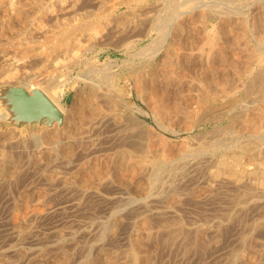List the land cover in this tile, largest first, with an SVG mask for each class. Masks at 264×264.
<instances>
[{
    "label": "bare ground",
    "instance_id": "bare-ground-1",
    "mask_svg": "<svg viewBox=\"0 0 264 264\" xmlns=\"http://www.w3.org/2000/svg\"><path fill=\"white\" fill-rule=\"evenodd\" d=\"M123 1H125V0H0V46H1L0 54H1L2 58H4L3 60L5 62H7V61H10V63L12 61L15 62L14 70H16V72H10V74L8 76L19 77V72L25 71L29 67L30 68H32L33 66L37 67L41 62H45V60H48V57H50L52 55L59 56L62 54L70 53V52L74 51L76 49V47H78L83 42L87 43V45H89L90 47L92 46L91 44H94V42L96 43L99 40H100L99 42L101 43L102 42L101 40H103V38L107 37L109 35V33L112 32V30L114 28H116V26H117L116 17L119 14L118 11L121 9ZM136 1H138V0H136ZM165 1H167V0H165ZM165 1H162V2H165ZM229 1H228V3H229ZM132 2H134V1H132ZM157 2H158V0H157ZM159 2H161V0H159ZM199 2H203V1L201 0ZM215 2H216V0H215ZM176 3H178V1ZM220 3H222V2L220 1ZM226 3H227V1H226ZM148 4H151V3H148ZM183 4H184V1L182 2V5ZM200 4H202V3H200ZM214 4L215 3H212L211 5H214ZM262 4H263V2H262ZM179 5H180V3H179ZM217 5H216V7H217ZM220 5L223 6V4H220ZM157 6H158V4H157ZM161 6L162 5H159V7H161ZM170 6L172 8V5H170ZM184 6H186V5H184ZM231 6H232V4H231ZM248 6H249V4H248ZM204 7H205V5H204ZM256 7H257V5H256ZM263 7H264V5H263ZM240 8H241V6H240ZM206 9H208V8H206ZM144 10H145L144 14L141 13L143 11L140 10V15H138V16L140 17V16L144 15L145 17H142L140 19H143L144 22L146 21L149 23L148 26L144 23L147 27H146V33L143 35H145L146 37L150 36L151 40L148 44H146V45L140 47V49H138V54L139 55H145L146 66H148V68L146 70H144V69H138L136 67H131V69H129L130 71L128 70V72H126L124 74V76H120L119 74L116 73V71L112 70V68L114 67L113 58L110 56H107V58L102 62V71L110 70V72H108L109 74H107V76L109 78L108 81H110V84H109V88L106 85L108 91L105 90V92H102V91L99 92V93H101L102 98H100V94L98 93L99 90H97L99 88V86L96 88L94 85H91L90 90L87 91V93L83 92L77 86L78 83L80 82L81 78H82V77L80 78V75H81L80 73H79L80 79L78 78V80H76V81L73 79L72 75H68V77L65 79H61L59 77L61 80L58 81V80H56V78L54 79V77L51 75L52 73L51 74H46V73L43 74L44 71L42 73L41 71L34 70V74H32L29 77V79H27V81L21 82L22 81L21 80L20 81L21 83L17 84V86L18 85L24 86L30 93H32V91L35 89L42 90L64 113V122L62 125H64V123L67 124L68 123L67 119L69 118L70 119L69 123H75L76 126L80 125L82 127V130L80 128V130L82 132L88 128L92 132L97 134L98 137L101 133L99 131L105 130L107 132L105 135H107V137L113 138V141H115V143H116L115 146H119V147L121 146L122 147L120 150H118L117 156L114 157V158H116V160L113 161L111 169H113V172H114L115 177H116V181L118 183L124 185V186L135 188V189H137V191L139 190V192H140L141 190L143 191V190H146L147 188H150L152 186L154 187L157 184L164 183L168 186V189H171V188H174L173 185H175V184L177 185L179 183H182L188 174L187 173L188 169L187 170L182 169L173 178H171L169 180L167 179L166 181H164L165 176H163L164 175L163 172H165L167 170L169 171L170 168H174L175 167L174 165L176 164L178 158L184 159V157H186L188 159V162L186 161L188 163V166L189 167L191 166L192 168L193 167L199 168L201 165L204 164L203 165L204 166V174L206 175V178H207L206 182L211 187L210 189L212 191L213 197L210 194L211 193L210 190H209L210 193H208V194H210V196L212 198L217 199V197L220 198V195H219L220 191L223 190V192L225 193L224 197H222V199H223L222 202L224 204L220 205V208L223 209V212L220 215H219V213H216L218 215L215 217V219L213 221H211L208 218L210 220V222L206 221L204 223V226H196V227L184 229L181 226V224H180L181 222L179 221V219L171 218L174 216H165L168 213L173 212L175 210V208H178L177 206L182 204L183 200L179 199L180 204L178 203V200H177V202L176 201L173 202L170 199L168 200L167 197H165V195H167V193H169L168 191L166 194H161V195H157V196L150 193L143 199V201L140 203V205L136 209V212L143 214V216L139 220V222H141V227L139 228V232L136 233L134 235V237L132 236L131 242H133V243L131 244V247H129V249L126 251V253L120 257L119 253L121 251L119 253H116L117 251L114 252V250H116V248H115L114 250H111L112 252H110V251L107 252L108 256L105 255L106 256L105 260H103L99 256H95V257H91V258H86L84 260L83 264H165V262H166V261H164L165 255L162 254V252L165 253V251L161 252V250H167V249H171L173 251L176 249L178 251V253L180 254L179 255L180 260L183 262L186 260V258H188V255L191 252L193 253V255H194V253L201 254V253H204V251L206 252L209 249H211V248L213 249L214 247H216L215 244L211 245L210 240L217 237V236L219 237L220 235H225L224 234L225 232L228 233L231 231V235L233 237L232 241H234L235 245H237L238 248L240 246L241 247L245 246L246 242H248L247 240H249L248 238H249L251 233L254 232L256 234V232H257L258 234L261 233V235L262 234L264 235V201H260L257 199L259 192H262L263 197H264V161H263L264 158L262 160L253 161L254 159H256V160L260 159L258 157L260 155L264 154V149H262L259 146L260 144L258 145V147L256 149L254 147L252 148L249 140L242 139V137L244 135L246 136V133H250V137H255L257 142L264 140V108H260V106L256 107L251 111L249 116H246L247 118H242V116H239L237 114L238 112L236 111L234 103H233L235 101L238 93L241 92V90L243 91L242 88H244V87L247 88L248 90L253 89V88H258V89L263 88L264 89V57L262 56L261 58H258V59L256 58V61H254V59L252 58L254 56V54H252V57H250L251 54L249 55V53H248L249 56L246 54V51L251 48V46L249 45L250 42L244 43V42H240L238 40L230 38V31L235 27L234 21L231 18L230 13H226V17L221 21L219 27L216 29V33L211 34V35H210V33H208L209 35L206 34V36L207 35L208 36L205 38L204 37L203 38H200V37L199 38L198 37L191 38L189 35V32H190L189 29H190L191 22L195 19L194 17H196L195 15H193L194 10H196L195 6L189 4V6L187 8H185L184 10H180V12H178V13L176 11H174L176 13L173 14V16L170 19L169 18L166 19V17L164 18L162 16L161 10L159 8L152 10L153 13H151V12L146 13V8ZM237 10H239V9H237ZM232 12H234V10ZM138 13H139V11H138ZM244 13H246V12H244ZM141 14H143V15H141ZM203 14L205 15V13H203ZM247 16H248V14H247ZM212 17H211V19H212ZM201 19H202V17H201ZM243 19H244V17H243ZM256 19H258V18H256ZM259 19H258V21H259ZM133 20H135V19H133ZM239 20H240V18H239ZM210 22H209V24H210ZM245 22H246V20H245ZM134 23L136 24L135 21H134ZM204 23H206V22H204ZM248 24H249V22H248ZM213 25H215V24H212L211 27H213ZM124 26H126V25H124ZM133 26H134V24H133ZM168 26L170 27L169 31H165V29L168 28ZM245 26H246V24H245ZM249 26H250V24H249ZM241 27H243V26H241ZM203 28H204V26H203ZM158 31H159L158 36H154L153 33L158 32ZM210 31L212 32L211 29H210ZM204 32H206V31H204ZM207 32H209V31H207ZM137 34H139V33H136L135 35L137 36ZM218 34L221 35L222 37L218 38V36H219ZM242 35H243V33H242ZM122 36L124 37V34H122ZM126 36H129V35H126ZM194 36H195V34H194ZM132 37H134V36H132ZM132 37L129 36L127 38H132ZM13 38L17 39L18 43H17V45L13 46V48L11 49V51L13 53H12V55H10V53H8L9 51L6 52V49H7L8 44L10 43L11 39H13ZM39 38H41V39L44 38L45 39L44 41H47V43H49L45 49L38 50L36 45L29 44L30 40L36 41L35 39L39 40ZM107 38H110V37H107ZM125 39H126V37H125ZM140 39L141 38H138L137 42ZM131 42H134V40H132ZM245 42H246V40H245ZM11 43H12V41H11ZM255 45H256V43H255ZM86 47H88V46H83L82 49L86 50ZM80 50H81L80 48H79V50H78V48L76 49V51H80ZM76 51L74 52L75 55H77V53H78V52L76 53ZM196 51H198V54H195ZM238 53H240L241 54L240 56H242V57L244 56V53H245L246 59L242 60ZM71 54H73V52ZM75 55L73 54L74 57H75ZM255 55H256V53H255ZM55 59H53L54 60L53 63L55 61H57V62H55V63H57L56 66L58 65L59 61H62L61 62L62 64L64 62L63 60L58 61V58H57V60H55ZM64 60H66V62L68 61L67 59H64ZM73 60L74 59H72L71 61H73ZM69 61L67 62V64L71 63V61L70 62ZM78 62H80V61H78ZM185 62L188 63V65H187L188 67L184 66ZM98 63H99V61H98ZM130 64H132V63H130ZM130 64H129V66H130ZM180 64H182L184 66L183 69L186 68L190 72H194V74H195V72H197V75L199 76V78L195 77V79H198L197 81L202 87L201 91L198 92L197 94L192 92L193 91L192 86H194V80L192 81V84H189V87H190L189 89L191 92L187 91L188 92L187 96L184 93L185 90L180 89L179 86L182 84L181 82H183L187 76L185 74L184 70H179ZM45 65H46V63H45ZM59 65H61V64H59ZM71 65H73V64H71ZM46 66H45V68H46ZM34 67H33V69H34ZM61 67H64V64H63V66L61 65L58 68H61ZM74 67H77V63H74ZM85 67H88V65ZM48 69H50V68H48ZM96 69H95V71H97ZM60 70H62V69H60ZM48 71H50V70H48ZM51 71H53V70H51ZM98 71H100V70H98ZM239 72H242L244 77L245 76L247 77V79H248L247 83H244L242 75L239 76V74H238ZM61 73H63V76H64V72L61 71ZM56 74H58V73H56ZM100 74H101V72H100ZM0 76H3V75H0ZM188 76H192V75L189 74ZM192 77H194V76H192ZM88 78H90V75ZM9 80L10 79L8 77L7 81H9ZM98 80H100V79H98ZM123 80H125L124 84H122ZM13 81L17 82V80H13ZM13 81H11V82H13ZM92 81H93V79H92ZM1 82H3V81H1ZM102 82H104V80ZM67 86H69L72 89L73 88L77 89L76 101L72 107H66L65 105L62 104V101H63L65 94H66V90H67L66 87ZM105 88L106 87H104V89ZM112 90H115V92L117 91L116 94L117 93L119 94L120 100L117 101V102L120 101L119 108H116V102L114 101V99H111L109 97V95H111L110 92ZM134 90H136L138 92V94L140 95V97L144 101L146 108L134 99ZM258 92H260V91H258ZM254 93L255 92H253L251 94H254ZM248 94H249V92H248ZM256 94L259 95L258 93H256ZM248 97L245 99L248 100ZM252 98L258 99L257 97H252ZM261 98H263V97H261ZM99 99L101 100L102 103L100 102ZM261 102L262 101H260V103ZM235 103H237V102H235ZM263 103H264V101H263ZM4 104H6V102L4 101V98L2 99V97L0 96V106L2 107L1 109H3V114L1 115L0 118L9 119L11 117L10 111L8 110L7 105H4ZM194 104H196V106H193ZM203 104H204V108H203ZM257 105H255V106H257ZM261 107H263V106L261 105ZM84 108H86V109H84ZM203 109H204L203 114L200 113V116H201V114H202V116L201 117L199 116L201 121L198 119V122L200 121L201 124H204V126H206V131H204V132H205V135L207 136V139L205 138L206 142L204 141V149L201 147V145H199V146H196L195 150L191 151L190 154L184 153L185 156L182 154V157H177L174 159L169 156L170 160L165 161L164 163H162V161L161 162L157 161L156 162L157 164L154 167L155 169H150V170H149L150 166H149V168L143 167L144 165L139 166L136 164L138 161L134 162V160L129 158L130 156L128 155V153L129 152L132 153L130 149L137 150V151H145V152L147 151L149 153H153L154 155L158 156L159 151H158L157 145L164 143L165 138L162 136V134H161L162 132L160 133L156 129L153 130V132H152V130H150L149 135L143 134L142 137L139 136L140 135L139 134L140 133L139 132V126L144 125V124H142V121L148 122V120H145L144 117L152 118L154 120L155 125H158V127H159V126H162L163 119L168 118V116H170L171 114H173L175 112L179 113V111L184 112V110L185 111H191V110H203ZM192 117L195 118L193 115H192ZM199 117H197V118H199ZM189 119H190V117L188 118V120ZM56 123H58V122H56ZM192 124H193V121H192ZM68 128H65L64 130H62L61 134L64 135V133H65L67 136H69L70 133L72 134V132H69L67 130ZM56 129H57V127H56ZM75 129H76V127H75ZM78 130H79V128H78ZM55 131H56V133H55ZM109 131H110V133H108ZM87 132H89V131H87ZM16 133H17V131H16ZM32 133H34V132H32ZM50 133L51 132H49L48 134L50 135ZM52 133H53V131H52ZM67 133H69V134H67ZM73 133H75V131ZM61 134H58L57 130H54L53 137H55V139H56V137L60 136ZM88 135L90 136V133ZM10 136L12 137L13 134L11 135V133H10ZM4 137H5V135H4ZM85 138H87V137H85ZM88 138H91V137H88ZM101 138H103V137L101 136L100 139ZM47 139H48V136H47ZM29 140L31 141V139H28V141ZM96 140L97 139H95V141ZM144 140H146V141H144ZM93 141H91V142H93ZM49 142L50 141L48 140V143ZM98 143H97V145H98ZM17 144L18 143H16L15 145H17ZM49 144H47V145H49ZM78 144H81V143H78ZM56 145L57 144H55V146ZM69 145H70V143H69ZM89 145H90V143L88 144V146ZM13 146H14V144H13ZM20 146H22V145H20ZM74 146L75 145H73V147ZM88 146L86 147V150H87ZM161 146H163V145H161ZM8 147H10V146H8ZM43 148H45V147H43ZM164 148H166V147H164ZM176 148H175V150H176ZM16 149L17 148H14L15 151H16ZM36 149L34 147V151ZM63 149H64V147H63ZM71 149H72V147H71ZM71 149L65 148L64 153L66 155L70 154L71 151L73 150V149L72 150ZM4 150H3V154H2L3 161L0 163V174L1 175L7 173L6 167L12 166V165L16 166V164H15L16 159L14 161L15 163L13 162V164H9V162H11V161L7 162V160H6V162H5V159L15 158V157L14 156L12 157V154H10L8 151L5 152ZM19 150H20V147H19ZM79 150L81 152V149H79ZM9 151H10V149H9ZM19 152H21V151H19ZM22 152H24V151H22ZM46 152H49V150L48 151L46 150ZM16 153H17V151H16ZM77 153H78V151L76 152V154ZM176 153H177V150H176ZM246 153L248 155L246 157H244ZM26 154H27V152H26ZM39 155L43 157L44 154L42 155V153H40ZM192 155H194V157H193L194 159L193 158L191 159L190 157H188V156L192 157ZM17 156H19L18 153H17ZM20 157L21 156H19L18 158H20ZM25 157H23V158H25ZM52 158L53 157H51V159ZM54 158H53V160H56V158L55 159ZM80 158H82V157H80ZM102 160H104V159H101V162H102ZM18 161H21V160L18 159ZM18 161H17V163H18ZM35 161H32L30 164H32ZM37 161H39V160H37ZM99 161H98V163H99ZM181 161H183V160H181ZM92 162L94 164V161H92ZM21 163H22V161H21ZM104 163H106V162H104ZM180 163L181 162H179V164ZM88 164L86 166H88ZM106 165H108V164L106 163ZM91 167H92V165H91ZM95 167H96V165H95ZM95 167L92 168L93 170H91V171L86 169L87 171L86 172L83 171V172H85L86 174L89 173L90 177H92V175L94 176L96 174L97 169H95ZM106 167H104L106 170L110 169L109 166H108V168H106ZM104 168L99 167V169H102V170ZM48 169H51V168H48ZM21 171H22V169H21ZM31 172H33V171H31ZM46 173H47V171H46ZM34 174L36 175V173H34ZM50 174L55 175V174H53V169H52V172H50ZM30 175L31 174H29V176ZM3 176H5V175H3ZM87 176L88 175L85 176L86 179H87ZM102 176H104V175L102 174ZM37 177H39V176H37ZM22 178H21V180H22ZM46 178H48V177H46ZM53 178H54V176H53ZM100 178H102V177H100ZM26 179H29V178L27 177ZM43 179H44V177H43ZM91 180H93V179H91ZM40 181H41V179H40ZM64 181H67V180H64ZM86 181H85V183H86ZM94 181H97V179H95ZM109 182H111V181H109ZM98 184H100V183H98ZM106 184H107V182H106ZM53 185H55V183ZM32 186L34 187L35 184L32 183ZM30 187H31V185H30ZM37 187H38V185H37ZM42 187L40 190H42ZM100 187H101V184H100ZM36 188H35L34 194H36ZM23 189H21V190L23 191ZM100 189H102V188H100ZM105 189H107V186L105 187ZM48 190H50L49 187H48ZM51 190H53V188ZM207 190L205 189V191H207ZM156 191L158 192V189ZM200 191L201 190L199 189L198 192H200ZM202 191L204 192V190H202ZM38 192H39V190L37 189V193ZM46 192H47V190H46ZM139 192H137V193H139ZM233 192L237 193L238 197H236L237 200L236 199L235 200H236L237 204L240 205V208L235 209V211L229 210V205H232L231 203H233L232 199H231L233 197H231L229 200L228 199L225 200L227 195L229 193L232 194ZM16 193H17V189L15 191V194ZM25 193H26V190H25ZM141 193L142 192H140L139 194H141ZM27 194H28V192H27ZM177 194L180 195V193H177ZM28 195H30V194H28ZM28 195H26V198L28 197ZM33 197L35 198V196H33ZM76 197H78V196H76ZM102 197H104V196H102ZM175 197H177V196H175ZM181 197H185V196L182 195ZM0 198H1V196H0ZM30 199H31V197H30ZM53 199H52V201H53ZM172 199L175 200V198H172ZM18 200H19V198H18ZM68 200H72V199H68ZM184 201H185V199H184ZM184 201H183L182 205L186 204V203H184ZM23 202H24L23 204L25 205V207H27L28 201H23ZM34 202H35V200H34ZM39 202L41 203V200ZM42 202H44V199L42 200ZM57 203H58V201H57ZM155 203H158L159 205L161 204L160 206H162V208L157 209L158 207L154 206ZM189 203H192V202H189ZM54 204H56V203H54ZM191 205H193V204H191ZM74 206H75V204H74ZM84 206H87V205L85 204ZM90 207H94V206H90ZM218 207H219V205H218ZM30 208H29V211H30ZM35 208L33 207V209H35ZM66 208H68V207H66ZM213 208H214V210H216L215 207H213ZM26 210H27V212L26 211L25 212L29 214L28 209H26ZM51 210H52V208H51ZM23 211L20 210V212L19 211L18 212L21 213ZM25 212H23V214L26 215ZM54 212H55V210H54ZM147 212H149V213H147ZM150 212H152V213H150ZM19 213L15 212V214L12 217H10L9 221H7L8 222L7 223L8 229L11 230L10 232L12 234V237L17 239L18 243L12 244V241H11V243H6L5 247L3 246V249L0 250V264H14L13 261L10 260L12 257L9 258L8 254H11V256H13V254L16 255V253L22 252L23 250H27V247H26L27 245L25 246L26 242L30 241V243H34L36 245L38 244L37 242L39 241V239L34 238L38 235H36L34 237H32V235H31L32 233H31V230L29 227V222H30L29 220L31 218L30 215H29V217H28V215H26V216L20 215L19 216ZM90 213H92V212H90ZM80 214H81V212H80ZM82 214H84V213H82ZM87 214H89V213H87ZM150 214H152L153 216ZM211 214H213V213H211ZM21 216H25V217H21ZM34 216L36 217V215H34ZM205 216H207V214ZM39 217H41V216H39ZM76 217H80V216H76ZM157 217H159L161 219L158 220V219H156ZM64 218H63V220H61V222L65 221ZM186 218H188L187 215H186ZM192 218H194V217H192ZM38 220L39 219H37L36 221H38ZM69 220H71V219H69ZM80 220H82V219H80ZM191 221L194 222V220H191ZM191 221H190V223H192ZM95 222H97V221H95ZM157 222H158V224H157ZM63 223H65V222H63ZM94 224L96 225V223H94ZM123 224L125 225L126 223H123ZM66 225L68 227L69 224H67V222H66ZM155 225L158 227L157 233H153V231H152V229L154 227H156ZM113 226H114L113 227V234H115L116 233V229H115L116 226L115 225H113ZM47 227H45V228H47ZM74 228L72 227L71 230L66 232L67 240L65 238L64 242H58V243L54 244L56 249H64L67 246V249H66L67 250L66 251L67 256H64L65 258H63V260L61 259V261L58 260L59 262L57 261L58 263L56 262V264H73L74 263L73 259L76 256V254L82 252L86 248L87 242H85L84 239L82 240L81 238L78 237L79 232L76 231L77 229L73 230ZM36 229H37V227H36ZM55 229H57V228H55ZM0 230H2V229H0ZM80 230H81L80 234H82L84 237L90 236L92 234L90 230H86L84 228L80 229ZM34 231L36 232L35 229H34ZM47 231H46V234H47ZM42 232H45V231H42ZM117 232H118V230H117ZM121 232H122V230H121ZM52 233H54L53 230H52ZM228 234H227V236H228ZM49 235H52V234L50 233ZM256 236H257V234H256ZM112 237L114 238V236H112ZM254 239L256 240L257 238H254ZM147 240L156 241L157 243L155 242V245L150 247L147 245V243H148ZM226 240L227 239H225L223 241H226ZM260 240H261V238H260ZM51 241L53 242L55 240H51ZM61 241H63V240H61ZM213 241H215V240H213ZM215 242H217V241H215ZM215 242H213V243H215ZM230 242H229V244H230ZM249 242H251V241H249ZM160 243L162 245H160ZM225 243H227V242H225ZM259 243L261 245V242H259ZM48 244H49V241H48ZM149 244L151 245V243H149ZM157 244H158V246H157ZM43 245H45V244H43ZM106 245L107 244H105V246ZM263 245L264 244H262L261 246H263ZM38 246H40V245H38ZM98 246H99V244H98ZM28 247H31V246H28ZM52 247H50V248H52ZM40 248L34 247V249H36V251ZM217 248L220 249L219 246ZM30 249L31 248H28V250H30ZM109 249H111V248H109ZM229 249H227V250H229ZM97 250H98V248H97ZM102 250H104V247L102 248ZM254 251H256V250H254ZM262 251L263 252L262 253L260 252L261 253L260 255L247 252L244 249L242 252H240V251L231 252L230 257L226 258V261L224 262V264H264V248ZM24 252L26 253V251H24ZM256 252L259 253V251H256ZM34 253L32 252L31 254H34ZM173 254H175V253H173ZM225 254H227V253H225ZM15 255H14V257H16ZM29 256H31V255L29 254ZM47 257H46V259L50 260V261L43 260L39 264H52L53 262H51V260L53 261V259H48ZM207 257H209V256H207ZM213 258L215 259V257H213ZM168 259H169V257H168ZM18 260H16V261H18ZM204 260H205V258H204ZM195 261H196V258H195ZM212 261L213 260H211V263H212Z\"/></svg>",
    "mask_w": 264,
    "mask_h": 264
},
{
    "label": "rangeland",
    "instance_id": "rangeland-1",
    "mask_svg": "<svg viewBox=\"0 0 264 264\" xmlns=\"http://www.w3.org/2000/svg\"><path fill=\"white\" fill-rule=\"evenodd\" d=\"M132 1H134V2H132ZM162 1H165V0H161V2ZM177 1H178V3H176ZM181 1L182 0H176V1L175 0H167V1L161 3L158 0V2H159L158 3L157 0H141V1L140 0H138V1H136V0H127L126 1L125 0V1H123L122 6H121V9L119 10L120 12L118 11L119 14L116 17V19H117V26H116V28H114L112 30V32H110L111 34L109 33V35L107 36V37H110V38H107V37L103 38V40H101L103 43L102 42L100 43L99 42L100 40L97 41L98 43L97 42L96 43L94 42V44H91L92 45L91 47L89 45H87V43L83 42L84 44L82 43L78 47H76V49L78 48V50L80 48L81 49L80 51H76V49L74 51H72L74 55H75V53H74L75 51H76V53L78 52L77 55H75V57L73 56V54H71L72 52L67 53V54H62V55H59V56L52 55L53 57L50 56V57H48V60H45V62H41L37 66L38 68L33 66L34 69H33V67L32 68L29 67V68H27V70H25L26 72L25 71L19 72V77H10V76H8L10 74V72H16V70H14V68H15L14 67L15 66V62H13V61L11 63H10V61L5 62L3 60L4 58H2V56L0 54V56H1L0 57V75H3V76H0L1 77L0 78V92H2V90L5 89L9 85H17V84H20L23 81H27V79H29V77L32 74H34V70L41 71L42 73L44 71L43 74H45V73L46 74H51L52 73L51 75L54 77V79L56 78V80H58V81H60L61 79L67 78L68 75H72L73 76V79L76 81V80H78L79 75L81 74L80 75V78L81 77L82 78H81V80H80V82L78 83L77 86L83 92L87 93V91L90 90V86L91 85H94L96 88L99 86V88L97 89V90H99L98 93L100 91H102V92H105V90L108 91L107 86L109 88L110 81H108L109 78H108L107 74H109L108 72H110V70H104V71H102V62L107 58V56H110V57L113 58V60H114V67L112 68V70L116 71V73L119 74L120 76H124V74L126 72H128V70L131 69V67H136L138 69H144V70H146L148 68V66H146V58H145V55H139L138 54V49H140V47L148 44L150 42V40H151V37L150 36H147L146 37L145 35H143V34L146 33V27L149 25L148 22H146V21L144 22L143 19H140L142 17H145L143 15L144 12H145V10H144L145 8H146V13H148V12L153 13L152 10L159 8L161 10L162 16L164 18L166 17V19H168V18L170 19L173 16V14H175L176 12L177 13L180 12V10H184L185 8H187L189 6V4L195 6V9L196 10H194L195 13L193 12V15H195L196 17H194L195 19L193 18L194 20L191 22L190 29H189V31H190L189 32V35H190L191 38H194V37H198V38L199 37L200 38H203L204 37L205 38V37H207L209 35L208 33H210V35L216 33V29L219 27L221 21L226 17V13H230V16L233 19L234 25H235V27L230 31V38L231 39L238 40L240 42H244V43L250 42L251 44L249 43V45L251 46L252 49L250 48L249 50H247L246 51V54L247 55H248V53H249V55L251 54L250 57H252V54H254V56L252 57L254 59V61H256V58L258 59V58H261L262 56L264 57V55H263L264 54V52H263L264 51V19H263L264 18V7H263L264 0H261V1L260 0H257V1L256 0H248V1L247 0H241V1L240 0H236V1L235 0H230V1L229 0H216V2H215V0H202L203 2H199L201 0H183L184 1V4L183 5H182V2L183 1L182 2ZM220 1L222 3H220ZM226 1H227V3H226ZM228 1H229V3H228ZM262 2H263V4H262ZM148 3H151V4H148ZM179 3H180V5H179ZM200 3H202V4H200ZM212 3H215V4L217 3L218 4V5L216 4L217 7H216L215 4H214L215 6L214 5H211ZM230 3L232 4V6H231ZM157 4H158V6H157ZM220 4H223L224 7L222 5H220ZM248 4H249V6H248ZM159 5H162V6L159 7ZM170 5H172V8H171ZM184 5H186V6H184ZM204 5H205V7H204ZM256 5H257V7H256ZM240 6H241V8H240ZM206 8H208V9H206ZM237 9H239V10H237ZM140 10L143 11V12H141V13H143V14H141L143 16H140L139 17L138 15H140ZM233 10H234V12H232ZM138 11H139V13H138ZM174 11H176V12H174ZM244 12H246V13H244ZM203 13H205V15ZM247 14H248V16H247ZM201 17H202V19H201ZM211 17H212V19H211ZM243 17L246 20V22L243 19ZM239 18H240V20H239ZM256 18H258V19L260 18L259 21ZM133 19H135V20H133ZM134 21L136 22V24L134 23ZM204 22H206V23H204ZM209 22H210V24H209ZM248 22H249L250 26H249ZM133 24H134V26H133ZM212 24H215V25H213V27H211ZM245 24H246V26H245ZM124 25H126V26H124ZM240 25L243 26V27H241ZM203 26H204V28H203ZM209 28L212 30V32L210 31ZM169 29H170V27L168 26V28H166L165 31H169ZM204 31H206V32H204ZM207 31H209V32H207ZM136 33H139V34H137V36H136L135 35ZM158 33H159V31L153 33V35L154 36H158ZM242 33H243V35H242ZM122 34H124V37L122 36ZM194 34H195V36H194ZM206 34H208V35L206 36ZM126 35H129L131 37L134 36V37L127 38L129 36H126ZM125 37H126V39H125ZM220 37H222V36L219 35L218 38H220ZM136 38L137 39L138 38H141V39L138 40V42H137V39ZM35 40L36 41L30 40L29 41V44L36 45V47L38 48V50L45 49L46 46L49 44V43H47V41H44L45 40L44 38H42V39L39 38V40L38 39H35ZM132 40H134V42H131ZM245 40H246V42H245ZM11 41H12V43H11ZM11 41L8 44L7 49H6V52L9 51L8 53H10V55H12V53H13L11 51V49L13 48V46L17 45V43H18V40L15 39V38L11 39ZM255 43H256V45H255ZM83 46H88L89 48L86 47V50H84V49H82ZM0 49H1V46H0ZM255 53H256V55H255ZM195 54H198V51H196ZM238 54H239V56L241 55L240 53H238ZM246 54L244 53V56L243 57L240 56V58L242 60H245L246 59V57H245ZM56 57L58 58V61L59 60H63L64 61L63 62L64 67L58 68L61 65L63 66V64L61 63L62 61H59L58 62V65L61 64L59 66L57 65L58 67L56 66L57 63H55L57 61L54 62L55 64L53 63V61H54L53 59H55ZM57 58L55 60H57ZM64 59H67L68 61L69 60L71 61L72 59H74L73 60L74 62L71 61V63H68L67 64L68 61L66 62V60H64ZM78 61H80V62H78ZM98 61H99V63H98ZM45 63H46L47 66L45 65ZM74 63H77V67H74ZM130 63H132V64H130ZM71 64H73V65H71ZM129 64H130V66H129ZM84 65L85 66L88 65V67H85ZM187 65H188V63L185 62L184 63V66L185 67H188ZM45 66H46L47 69L45 68ZM184 66L182 64H180L179 70H184L185 71V74L187 76H186L185 80L183 82H181L182 84L179 87H180V89H184L185 90L184 93L187 96L188 92H191L190 89H189L190 88L189 87V84H192V81L194 80V86H192V89H193L192 92H194V93L197 94L198 92L201 91V88H202L201 85L197 81L198 79H195V77L196 78H199V76L197 75V72H195V74H194V72H190L186 68L183 69ZM48 68H50V69H48ZM60 69H62V70H60ZM95 69L97 71H95ZM48 70H50V71H48ZM51 70H53V71H51ZM98 70H100V71H98ZM61 71L64 72V76H63V73H61ZM100 72H101V74H100ZM56 73H58V74H56ZM189 74H191L194 77L188 76ZM238 74H239V76L242 75V78L244 80V83H247V81H248L247 77L246 76L244 77V75H243L242 72H239ZM6 75L9 77V79H10L9 81L10 82L7 81V78L8 77ZM89 75H90V78H88ZM97 78L100 79V80H98ZM92 79H93V81H92ZM13 80H17V82H15ZM103 80H104V82H102ZM1 81H3V82H1ZM11 81H13V82H11ZM124 83H125V80H123L122 84H124ZM104 87H106V88L104 89ZM66 88H67V90H66L65 97H64V99L62 101V104L65 105L66 107H72L74 105L75 101H76L77 89H75V88L72 89L69 86H67ZM242 89H243V91L241 90V92L238 93V95H237V97H236V99H235V101L233 103H234V106H235L236 111L238 112L237 114L239 116H242V118H247L246 116H249L250 113H251V111L254 108L259 107V106H260V108H264V105H263L264 104L263 103V101H264V89L263 88L262 89H260V88L259 89L258 88H253L255 91L253 89L248 90L245 87L242 88ZM251 90L253 92H255V93L254 94H251V93H253ZM245 91L246 92L248 91L249 94H248V92L246 93ZM258 91H260V92H258ZM116 92H115V90H112L110 92L111 95H109V97L111 99H114V101L116 102V108H119L120 101L119 102H117V101L120 100V97H119V94L118 93L116 94ZM256 93H258L259 95H257ZM99 94H100V98H102L101 97V93H99ZM247 97H248V100L249 101L247 99H245ZM252 97H257L258 99H255V98H252ZM261 97H263V98H261ZM67 98H68V102L66 100ZM249 98L250 99L252 98V99L250 100ZM134 99L138 103H140L141 105H143L146 108V106L144 104V101L142 100V98L140 97V95L138 94V92L136 90H134ZM260 101H262V102L260 103ZM100 102H101V100H100ZM235 102H237V103H235ZM255 105H257V106H255ZM261 105L263 107H261ZM193 106H196V104H194ZM1 108L2 107L0 106V117L3 114V109H1ZM203 108H204V104H203ZM84 109H86V108H84ZM203 112H204V109L203 110H191V111H185L184 110V112L183 111H179V113L175 112V113L171 114L170 116H168V118L163 119V121H162L163 124H162V126H159V127H158V125H155L154 120L152 118H150V117L148 118V117H144L143 116L145 120H148V122L142 121V124H144V125H140L139 126V132H140L139 133L140 134L139 136L142 137L143 134L144 135H149L150 130H152V132H153V130L156 129L160 133L162 132L161 134L165 138L164 139V143L157 145V148H158V151H159L158 152V156L157 155H154L153 153H149L147 151L145 152V151H137V150L130 149L133 154L129 152L130 153V154L128 153V155L130 156L129 158H131L132 160H134V162L135 161L136 162L138 161L136 164L139 165V166L140 165H142V166L144 165L143 167H146V168H149V166H150V168H149V170H150V169H155L154 167L156 166V164H157L156 162L157 161L158 162H161L162 161V163H164L165 161L170 160L169 156L171 158H173V159L174 158H177V157H182V154L183 155H184V153L185 154H190L191 151H194L195 150V147L196 146H199V145H201V147L204 149V141L206 142L207 136L205 135V132H204V131H206V126H204V124H201L200 123V121H201L200 120V117L202 116ZM200 113H202L201 116H200ZM192 115L196 119L193 118ZM189 117H190V119H189L190 121L188 120ZM197 117H199V118H197ZM198 119L200 120L199 122H198ZM69 120L70 119L68 118L67 119V122L68 123L67 124L64 123V125H59L58 123H56L53 126H48L46 124H39V123H23L22 125L19 126L16 121H11V120H8V119H2V118H0V152H1L0 153V158H1L0 159L1 160L0 163L3 161L2 154H3V150L4 149H5L4 150L5 152L8 151L10 154H12V157L13 156L15 157V158H7V159H5V162L7 160V162H9V161L12 162V163L9 162V164H13V162L16 159V161H15L16 163L14 162L16 164V166H13L12 165V166L6 167L7 173L6 174H3L5 176H3V175L0 174V196H1V198H0V200H1L0 201V210H1L0 211L1 212L0 213V225L2 226V227L0 226V229H2V230H0L1 231L0 232V250L3 249V246L5 247V244L6 243H11V241H12V244L18 243V240L12 237V234L10 232L11 230L8 229V224H7L8 222L7 221H9L10 217H12L15 214V212L16 213H19L20 210L21 211L24 210L23 212H25V211L27 212L26 209H28L29 214L26 213V212L25 213H26V215H28V217H29V215L31 217L30 220H29L30 221L29 222V227H30V230H31V233L32 234L31 233L30 234L32 235V237L38 235V236H36L34 238L39 239V241L37 242L38 243L37 245L34 244V243H30V241L26 242L25 243V246L27 245L26 246L27 247V250H23L22 252L16 253V255L13 254V256H11V254H8V257L9 258L12 257L10 260H12L14 264H39L43 260H47L46 259L47 256H48L47 257L48 259H53V261L51 260V262H53L52 264H56V262L58 260L59 261H61V259L63 260V258H65L64 256H67V253H66L67 246L64 249H56L55 246H54V244L55 243H58V242H64L65 241V238L67 237L66 232L69 231V230H71L72 227L73 228L75 227L73 230H76L77 229L76 231L79 232V236L78 237L81 238L82 240L84 239V241L87 242V246L83 250L84 252L82 251V252L76 254L75 257L73 256L74 257V259H73L74 260V263L73 264H83V262H84V260L86 258H91V257H95V256H99L103 260H105L106 259V256H108V253L107 252L108 251L112 252L111 250H114L115 248H116V250H114V252L117 251L116 253H119L121 251L119 253V255H120V257L123 256V254L126 253V251L129 249V247H131V244L133 243V242H131L132 236L134 237V235L139 232V228L141 227V222H139V220L143 216V214L136 212V209L140 205V203L143 201V199L148 194H150V193L153 194V195H155V196H157V195H161V194H166L167 191H168L169 193H167V195H165V197H167L168 200L169 199L172 200L173 202H175V201L177 202V200H178V203L179 204H180L179 199H182L183 201L185 199L184 203H186V204L182 205L183 204V201H182V204H180L179 206H177L178 208H175V210L173 212L168 213L167 215H165V216H174V217H171V218H177V219H179V221L181 222L180 224H181V226L184 229L192 228V227H196V226H204V223L206 221H209L210 222V220L213 221L215 219V217L218 215L216 213H219V215H220L223 212V209L220 208V205H223L224 204L222 202L223 201L222 197H224V194L225 193L222 190V191L219 192L220 198L219 197H217V199L216 198H212L213 196H212V191L210 189L211 187L206 182V179L207 178H206V175L204 174V166H203L204 164L201 165L199 168H196V167H193L192 168L191 166L190 167L188 166V163H187L188 162V159L186 157H184V159L183 158H180V159L178 158L176 164L174 165L175 167L174 168H170L169 171L167 170V171L163 172L164 173L163 176H165V180L164 181H166L167 179L169 180V179L173 178L182 169H185V170L188 169L187 170L188 171L187 172L188 173L187 174V177L185 178V180L182 183H179L177 185L176 184L173 185L174 188H171V189H168V186L166 184H164V183L157 184L154 187L152 186L150 188H147L146 190H143V191L141 190L140 192H142V193L139 194L140 193L139 190L137 191V189H135V188L127 187V186H124V185L118 183L116 181V177H115V174L113 172V169H111L112 168L113 161L116 160V158H114V157L117 156L118 150H120L122 147L121 146L120 147L119 146H115L116 145L115 141H113V138L107 137V135H105L107 133L105 130H103V131H99L98 130L99 132H101L100 135H99V137H98L97 134H95L94 132H92L88 128L85 131L82 132L81 131L82 130V127L80 125L76 126L75 123H69ZM192 121H193V124L195 123L194 125L192 124ZM56 127H57V129H56ZM75 127H76V129H75ZM65 128H68L67 130L69 132H72V134L71 133L70 134L67 133V134H69V136H67L65 133H64V135L61 134L62 133V130H64ZM78 128H79V130H78ZM80 128H81V130H80ZM54 130H57V133L58 134H61L60 136L56 137V139H55V137H53ZM16 131H17V133H16ZM52 131H53V133H52ZM74 131H75V133H73ZM87 131H89V132H87ZM32 132H34V133H32ZM49 132H51L50 135L48 134ZM10 133H11V135L13 134L12 137L10 136ZM55 133H56V131H55ZM89 133H90V136L88 135ZM108 133H110V131ZM4 135H5V137H4ZM47 136H48V139H47ZM101 136L103 138L100 139ZM85 137H87V138H85ZM88 137H91V138H88ZM254 138L255 137H250V133H246V136L244 135L242 137V139H244V140L247 139V140L250 141L252 148L254 147L256 149L258 147V145L260 144L259 146L262 149H264V140H261L260 142H257L256 141V138L255 139ZM28 139H31V141L30 140L28 141ZM95 139H97L96 140L97 142L95 141ZM48 140L50 141L49 142L50 144L48 143ZM91 141H93V142H91ZM144 141H146V140H144ZM16 143H18V144L15 145ZM69 143H70V145H69ZM78 143H81V144H78ZM89 143H90V145L88 146ZM97 143H98V145H97ZM13 144H14V146H13ZM47 144H49V145H47ZM55 144H57V145L55 146ZM20 145H22V146H20ZM73 145H75V146L73 147ZM161 145H163V146H161ZM8 146H10V147H8ZM70 146L72 147L73 150L71 149ZM87 146H88V148L86 150V147ZM19 147H20V150H19ZM34 147H35V149L37 148L35 151H34ZM43 147H45V148H43ZM63 147H64V149L65 148H70L72 150L71 151L72 154L70 153V154L66 155L64 153ZM164 147H166V148H164ZM14 148H17L16 151H17L18 155L21 156L20 158H18L19 156H17V153L14 150ZM161 148L162 149L164 148V149L162 150ZM175 148L177 150V153H176ZM9 149H10V151H9ZM79 149H81V152H80ZM18 150L21 151V152H19ZM46 150L47 151L49 150V152H46ZM22 151H24L25 153L22 152ZM77 151H78V153L76 154ZM26 152H27V154H26ZM40 153H42V155L44 154L43 157L39 155ZM247 155L248 154L246 153L244 157H246ZM260 156L258 157L260 159H257V160L254 159L253 161L262 160L264 158V154H262ZM23 157H25V158H23ZM51 157H53V158L55 157L56 160H53V158L51 159ZM80 157H82V158H80ZM188 157H190L192 159L194 157V155H192V157L191 156H188ZM18 159H20L22 161V163H21V161H18ZM101 159H104V160H102V162H101ZM37 160H39V161H37ZM181 160H183V161H181ZM17 161H18V163H17ZM32 161H35V162H33L32 164H30ZM92 161H94V164H93ZM98 161H99V163H98ZM263 161H264V159H263ZM104 162H106L108 165H106V163H104ZM179 162H181V163L179 164ZM87 164H88V166H86ZM91 165H92V167H91ZM95 165H96V167H95ZM108 166L110 167V169H107L106 170L104 167L108 168ZM94 167H95V169H97L96 170V174H95L97 177L95 175L94 176L92 175V177H90V174L89 173H87V174L85 173L87 170H89V171L93 170L92 168H94ZM99 167L100 168H104L105 170L104 169L103 170L102 169H99ZM48 168H51V169H48ZM21 169H22V171H21ZM52 169H53V174H55V175L50 174V172H52ZM45 170L47 171V173H46ZM31 171H33V172H31ZM83 171H85V172H83ZM34 173H36V175ZM29 174H31L32 176L31 175L29 176ZM102 174L104 176L105 175L106 176L104 177V176H102ZM44 175L46 177H48V178H46ZM86 175H88L87 176V179L85 177ZM37 176H39V177H37ZM53 176H54V178H53ZM27 177L29 179H26ZM43 177H44V179H43ZM100 177H102V178H100ZM21 178H22V180H21ZM40 179H41V181H40ZM91 179H93V180H91ZM95 179H97V181H94ZM64 180H67L68 182L67 181H64ZM85 181H86V183H85ZM109 181H111V182H109ZM106 182H107V184H106ZM32 183L35 184L34 187L32 186ZM52 183L53 184L55 183V185H53ZM98 183L101 184V187H100V184H98ZM36 184L38 185V187H37ZM30 185H31V187L33 189L30 187ZM106 186H107V189H105ZM41 187H42V190L44 189L43 191L40 190ZM48 187L50 188V190H48ZM35 188H36V194H34L35 193ZM52 188H53V190H51ZM100 188H102V189H100ZM16 189H17V193L15 194ZM21 189H23V191ZM37 189L39 190L38 193L41 196L37 193ZM157 189H158V192L156 191ZM199 189L201 190L200 192H198ZM205 189L206 190L208 189V190L205 191ZM25 190H26V193H25ZM46 190H47V192H46ZM202 190H204V192ZM209 190L211 191V193H210ZM27 192L30 195H28ZM137 192H139V193H137ZM177 193H180V195L177 194ZM208 193H210L212 197ZM181 194L184 195L186 198L185 197H181L182 196ZM229 194L227 195V197L225 198V200H227V199L229 200L231 197H233V198H231L233 203H231L232 205H229V210L235 211V209H239L240 208V205L237 204V202H236V200H237L236 197H238V195H237L236 192H233L232 193L233 195L231 193H229ZM258 194L259 195H258V198L257 199L260 200V201H264V197H263L262 192H259ZM26 195H28L29 198L28 197L26 198ZM33 196H35V198ZM76 196H78V197H76ZM102 196H104L105 198L102 197ZM175 196H177V197H175ZM30 197H31V199H30ZM18 198H19V200H18ZM172 198H175V200L172 199ZM33 199L35 200V202H34ZM43 199H44V202H42ZM52 199H53V201H52ZM68 199H72V200H68ZM22 200L23 201H28L27 207H25V205L23 204L24 202ZM40 200H41V203L39 202ZM57 201H58L59 204L57 203ZM189 202H192V203H189ZM54 203H56V204H54ZM74 204H75V206H74ZM85 204L87 206H84ZM191 204H193V205H191ZM160 205L158 203H155L154 204V206L158 207L157 209L162 208V206H160ZM218 205H219V207H218ZM90 206H94V207H90ZM33 207L34 208L36 207V208L33 209ZM62 207L63 208L65 207V208L63 209ZM66 207H68V208H66ZM213 207H215L216 210H214ZM29 208H30V211H29ZM51 208H52V210H51ZM54 210H55V212H54ZM23 212L19 213V216L20 215H25V214H23ZM80 212H81V214H80ZM90 212H92V213H90ZM82 213H84L85 215L82 214ZM87 213H89V214H87ZM147 213H149V212H147ZM150 213H152V212H150ZM211 213H213V214H211ZM33 214L36 215V217ZM202 214L203 215L204 214L205 215L207 214V216H205V215L203 216ZM150 215H152V214H150ZM186 215L188 216L189 219L186 218ZM25 216H21V217H25ZM37 216L38 217L41 216V217L38 218ZM76 216H80V217H76ZM192 217H194V218H192ZM63 218H64L65 221H62L61 222V220H63ZM35 219L36 220L39 219V220L36 221ZM69 219H71V220H69ZM80 219H82V220H80ZM156 219L159 220L161 218L157 217ZM191 220H194V222H192ZM95 221H97V222H95ZM190 221L192 223H190ZM63 222H65V223H63ZM66 222H67V224H69L68 227L66 225ZM94 223H96L97 226ZM123 223H126V224L124 225ZM157 224H158V222H157ZM56 225L57 226L59 225V226L57 227ZM113 225L116 226L115 227V229H116V233L115 234H113V227H114ZM36 227H37V229H36ZM45 227H47V228H45ZM55 228H57V229H55ZM83 228L86 229V230H90L92 234L90 236L84 237L82 234H80V232H81L80 229H83ZM34 229L36 230V232L34 231ZM52 230H53L54 233H52ZM117 230H118V232H117ZM121 230H122V232H121ZM157 230H158V227L157 226L152 229L153 233H157ZM42 231H45V232H42ZM46 231H47V234H46ZM49 232L52 235H49L50 234ZM228 233L227 232L224 233L226 236L225 235H220L219 237L217 236V237H215V238H213V239L210 240L211 245H213V244L216 245V247L213 248L214 250L212 248L209 249L211 252L208 250L206 252L204 251V253H201V254L194 253V255L191 252L189 254L190 256L188 255V258H186V260L183 261V262L180 260V256H179L180 254L178 253V251L176 249L174 251L171 250V249L161 250V252L162 251H165V253L162 252V254L165 255L164 256L165 257L164 258V261H166L165 264H173V263L174 264H183V263L184 264H210L211 263V260H213L211 264H217L218 262H219L218 264H224V262L226 261V258L227 257H230V253L231 252H234V251H236V252H238V251L242 252L243 249H244L247 252L255 253V254H258V255H260L263 252L262 250L264 248V245L263 246H261V245L264 244V240H263L264 239V237H263L264 235L263 234L261 235L260 232H259L260 234H258L256 232L257 236H256V234L254 232L250 234V236L248 238L249 240H247L248 242H246L247 245L245 244V246L247 248L245 246H242V247L240 246L238 248V246L235 245L234 241H232L233 240V237L231 235V231L228 232ZM227 234H228V236H227ZM112 236H114V238ZM259 237L261 238V240H260ZM254 238H257V239L255 240ZM225 239H227V240L226 241H223ZM51 240H55V241L52 242ZM61 240H63V241H61ZM66 240H67V238H66ZM213 240H215L217 242H215ZM48 241H49V244H48ZM147 241H148L147 245L150 246V247H152L153 245H155V242H156V241H149V240H147ZM249 241H251V242H249ZM213 242H215V243H213ZM225 242H227V243H225ZM229 242H230V244H229ZM259 242H261V245H260ZM149 243H151V245ZM43 244H45V245H43ZM98 244H99V246H98ZM105 244H107V245L105 246ZM38 245H40V246H38ZM160 245H162V244L160 243ZM28 246H31V247H28ZM157 246H158V244H157ZM218 246H219L220 249L217 248ZM34 247H38V248L41 247V248L38 249L39 251L38 250L36 251V249H34ZM50 247H52V248H50ZM103 247H104V250H102ZM28 248H31V249L28 250ZM97 248H98V250H97ZM109 248H111V249H109ZM227 249H229V250H227ZM253 249L256 250V251H259V253L256 252V251H254ZM24 251H26L27 254ZM32 252L33 253L35 252V253L34 254H31ZM28 253L31 256H29ZM173 253H175V254H173ZM225 253H227V254H225ZM14 255L16 257H14ZM207 256H209V257H207ZM168 257H169V259H168ZM213 257H215V259ZM195 258H196V261H195ZM204 258H205V260H204ZM16 260H18V261H16ZM47 261H50V260H47Z\"/></svg>",
    "mask_w": 264,
    "mask_h": 264
},
{
    "label": "water",
    "instance_id": "water-1",
    "mask_svg": "<svg viewBox=\"0 0 264 264\" xmlns=\"http://www.w3.org/2000/svg\"><path fill=\"white\" fill-rule=\"evenodd\" d=\"M0 96L10 111L8 120L23 123H39L53 126L56 122H64V113L40 89L30 93L24 86L9 85L0 92Z\"/></svg>",
    "mask_w": 264,
    "mask_h": 264
},
{
    "label": "crops",
    "instance_id": "crops-1",
    "mask_svg": "<svg viewBox=\"0 0 264 264\" xmlns=\"http://www.w3.org/2000/svg\"><path fill=\"white\" fill-rule=\"evenodd\" d=\"M66 100H67V102H68V98H67Z\"/></svg>",
    "mask_w": 264,
    "mask_h": 264
}]
</instances>
